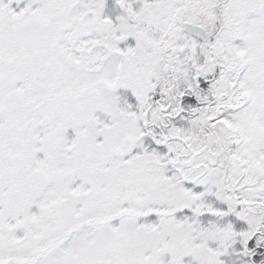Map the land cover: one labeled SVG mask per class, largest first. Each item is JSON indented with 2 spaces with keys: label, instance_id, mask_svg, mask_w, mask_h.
I'll return each mask as SVG.
<instances>
[{
  "label": "snow or ice",
  "instance_id": "snow-or-ice-1",
  "mask_svg": "<svg viewBox=\"0 0 264 264\" xmlns=\"http://www.w3.org/2000/svg\"><path fill=\"white\" fill-rule=\"evenodd\" d=\"M0 264H264V0H0Z\"/></svg>",
  "mask_w": 264,
  "mask_h": 264
}]
</instances>
